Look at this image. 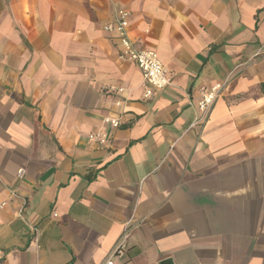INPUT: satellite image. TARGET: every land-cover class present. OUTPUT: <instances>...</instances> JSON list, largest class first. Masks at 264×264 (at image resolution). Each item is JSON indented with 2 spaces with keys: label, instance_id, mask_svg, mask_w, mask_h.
<instances>
[{
  "label": "crops",
  "instance_id": "1",
  "mask_svg": "<svg viewBox=\"0 0 264 264\" xmlns=\"http://www.w3.org/2000/svg\"><path fill=\"white\" fill-rule=\"evenodd\" d=\"M119 9L167 71L150 99ZM1 203L0 264H100L126 225L114 264H264V0H0Z\"/></svg>",
  "mask_w": 264,
  "mask_h": 264
},
{
  "label": "built area",
  "instance_id": "2",
  "mask_svg": "<svg viewBox=\"0 0 264 264\" xmlns=\"http://www.w3.org/2000/svg\"><path fill=\"white\" fill-rule=\"evenodd\" d=\"M128 18L129 14L123 9L116 12L115 17L103 25L102 29L107 34H115L118 45V59L120 61H127L134 63L141 72L143 81L148 90L144 93L145 99H150L154 92L162 91L170 85L167 71L158 59L154 51L141 50L136 48L128 37ZM233 76V72L228 75L222 82L216 83L209 88H203L199 91L200 99L197 103L196 116L190 128H203L209 119L210 113L217 99L222 95L226 86ZM122 92V89H117ZM114 91L113 88H108L107 92ZM102 123L110 128L117 129L121 125L120 119H113L106 117ZM87 140L90 143L99 146H105L109 142V137L102 131L92 132L87 135ZM25 171L18 170L17 177L23 179ZM15 194V193H14ZM13 194V195H14ZM6 203H1L0 208H3ZM22 211V210H21ZM21 218V213L19 214ZM128 226L124 228L121 235L115 241L110 251L105 256L100 264H114L116 259L122 258L128 248ZM30 231L34 234L36 240L39 233L37 227L30 226Z\"/></svg>",
  "mask_w": 264,
  "mask_h": 264
},
{
  "label": "water",
  "instance_id": "3",
  "mask_svg": "<svg viewBox=\"0 0 264 264\" xmlns=\"http://www.w3.org/2000/svg\"><path fill=\"white\" fill-rule=\"evenodd\" d=\"M161 264H171V262L169 260H165Z\"/></svg>",
  "mask_w": 264,
  "mask_h": 264
}]
</instances>
